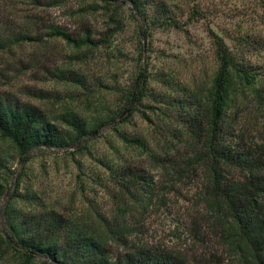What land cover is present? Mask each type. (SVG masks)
I'll use <instances>...</instances> for the list:
<instances>
[{
	"label": "trees",
	"instance_id": "1",
	"mask_svg": "<svg viewBox=\"0 0 264 264\" xmlns=\"http://www.w3.org/2000/svg\"><path fill=\"white\" fill-rule=\"evenodd\" d=\"M99 2L108 13V22L98 38L87 27L74 34L50 26L47 36L62 39L78 52L109 49L122 29L119 14L125 3L131 5L143 39L157 31H183L191 20L206 19L193 0L184 22L164 0ZM30 27L17 30L0 22V58L4 54L14 57L15 50L42 39ZM207 35L213 50L211 81L183 99L165 98L149 90L150 76L141 67L129 90L114 89L121 95L116 110L99 111L92 119L73 110L50 118L31 103L0 94V141L9 142L21 157L34 149H79L86 136L124 114H140L154 126L150 139L128 137L114 126L121 142L135 155L128 159L114 149L110 159L97 161L115 186L116 211L111 217L98 213L96 222L88 226L54 211L24 214L6 208L7 244L20 250L21 264H33L37 256L46 264H191L180 252L134 241L132 235L140 232L129 221L164 201L161 188L172 189L184 180L199 182L201 218L211 222L225 254L236 264H264V141L256 131V122L264 119V65L253 60L264 52V40L248 34H218L209 27ZM46 74L90 94L86 80L75 71L54 69ZM145 99L153 105L145 104ZM173 108L178 114L170 116ZM143 109L158 112V122L154 124ZM153 172L161 174L166 183L155 182ZM195 234L200 239L201 229Z\"/></svg>",
	"mask_w": 264,
	"mask_h": 264
},
{
	"label": "rangeland",
	"instance_id": "2",
	"mask_svg": "<svg viewBox=\"0 0 264 264\" xmlns=\"http://www.w3.org/2000/svg\"><path fill=\"white\" fill-rule=\"evenodd\" d=\"M164 1L174 7L182 22L186 21L192 0ZM193 1L205 12V20H191L183 31H157L146 39L131 14V5L125 3L119 14L122 29L112 39L111 47L94 51L83 48L78 52L62 39L47 36V28L53 26L78 34L87 27L98 38L108 22V13L101 9L99 0H0L1 23L17 30L31 24V32L42 38L15 50V56L10 59L1 55L0 94L31 103L50 118L73 110L92 119L99 111L116 110L121 95L114 89L129 90L141 67L150 76L149 90L165 98L183 99L189 91L211 81L214 64L208 27L218 34H248L264 40V0ZM226 42L229 43L227 39ZM253 60L264 65V52ZM54 69L82 75L90 94L50 78L46 71ZM144 102L153 105L149 99ZM159 108L164 110L162 104ZM143 110L154 124L160 119L158 112L156 115ZM169 111L170 116L178 114L176 108ZM124 118H129L128 122L124 123ZM256 123L257 134L264 141V119L259 118ZM114 126L128 137L140 135L150 139L154 131V126L140 114L132 117L124 114L97 133L86 136L80 141L79 149L77 146L34 149L21 157L9 142L0 141V185L3 187L0 264L22 262L20 250L7 244L10 235L5 221L6 208L16 213L21 210L24 214L29 210L38 214L54 211L88 226L96 222L98 213L109 217L114 214L115 186L97 161L110 159L114 149L128 159L135 155L121 142ZM154 174L155 182L166 183L161 174ZM198 189L199 182L187 180L172 189L161 188L165 195L161 204L152 205L143 216L136 214L129 218L140 232H134L132 239L180 252L191 264H236L225 254L211 222L202 220ZM198 228L202 233L200 239L195 234ZM33 264L46 263L43 257L37 256Z\"/></svg>",
	"mask_w": 264,
	"mask_h": 264
}]
</instances>
